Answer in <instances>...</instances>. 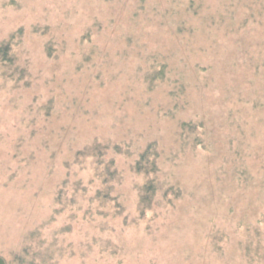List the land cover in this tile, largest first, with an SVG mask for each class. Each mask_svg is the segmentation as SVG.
<instances>
[{
  "label": "rangeland",
  "instance_id": "374dc122",
  "mask_svg": "<svg viewBox=\"0 0 264 264\" xmlns=\"http://www.w3.org/2000/svg\"><path fill=\"white\" fill-rule=\"evenodd\" d=\"M221 8V0H0V43L21 40L26 83L8 78L0 89L4 99L12 85L17 99L0 100L8 264H264V23L228 36L218 29ZM261 11L237 15L255 21ZM98 142L151 148L159 210L140 221L107 217V235L91 224L84 255L51 207L66 165ZM43 220L40 235L67 230L55 237L57 261L28 241Z\"/></svg>",
  "mask_w": 264,
  "mask_h": 264
},
{
  "label": "trees",
  "instance_id": "16d2710c",
  "mask_svg": "<svg viewBox=\"0 0 264 264\" xmlns=\"http://www.w3.org/2000/svg\"><path fill=\"white\" fill-rule=\"evenodd\" d=\"M235 1L221 0V6L227 5L228 8H223V10L221 8L219 11V16H221V23L218 25L219 31H223L225 34L228 33V36L233 33H240L244 36H248V31H251L250 26L256 24L254 28L256 32L257 25L260 26L262 22L264 23V18L258 20H256V18L255 21H252L251 18L254 16L242 14L240 17L237 13L241 10H248L250 11L249 13H254L255 11L259 13V11H261L260 0ZM232 5H234V8ZM223 11L225 12V17L223 16ZM263 14L264 10L261 11L260 15L263 16ZM214 26L215 24L212 25V27ZM40 29L42 28L40 27ZM183 30L182 28H178V31ZM20 42V39L16 40V37L12 35L10 38L4 39L0 43V89L8 78L15 82L16 87L20 86L22 88L26 86V83L22 86L23 82H21L25 75V70L20 68L19 62H17L19 56L16 49L18 50ZM6 88H8L7 91ZM6 88L4 90L7 92L8 96L11 94V96H9L11 101L15 100L16 98L12 95L14 87L7 84ZM8 96L4 99L0 97V100L3 101L9 98ZM182 124H184L183 128L187 130H189L188 126L191 130L194 129V126H190V124ZM190 134L189 136H191ZM129 149H134V157L131 156ZM135 149L136 146L134 143L130 148L125 142H120L111 146L110 142H98L88 150H78L74 161L71 163L67 162L66 168L69 172V174H67L68 180L61 182L59 185L54 203L51 207V219L55 223L58 222L59 228H63L65 224L72 227L73 234L77 235V240L74 244L80 246L78 248L75 246L76 252L85 255V251L80 249L84 248L87 242L86 239H88L85 232L91 229L97 230V228L91 224L99 227L101 231H104L103 234L107 235L108 230L105 229L111 227L108 225L110 220L106 221L107 217L119 219L123 213H127L132 219L134 218V221H140L143 219L145 213L148 215L150 212L159 210L155 201L153 202V200L158 197V194H156L158 193V187L154 178V174L158 170V165L157 161L155 163L149 161V156L154 153L150 147H148L147 151L142 153L135 151ZM110 156L116 157L115 161L119 163V166L113 165ZM138 173H142L146 178L145 182L140 186L138 182V186L135 184ZM114 174L117 175V180L115 181L112 180ZM167 192L169 193L168 189ZM163 194L164 198H166L165 192ZM164 206L166 207L167 205L164 204ZM160 207L162 206L160 205ZM134 208H136L138 214H135L136 211H134ZM157 216L158 214L155 211L154 218ZM123 219L125 222L129 221L127 217ZM45 221L46 220H43L38 226L31 230L28 241L30 244L34 242L38 244L37 251L39 253H36L40 254L44 252V258H51L52 255L56 253L55 258L57 261L62 257L63 250L57 249L59 238L55 239V237L57 235H64L67 230L62 229L56 233V236L51 233L40 235ZM62 224L64 226H62ZM45 226H47V224H45ZM112 236L119 243L122 241L121 235L112 234ZM44 240L47 241L42 245L41 241ZM62 243L65 245L66 241L63 240ZM57 250H59V252ZM25 256L29 258L33 256L34 258L32 254ZM0 264H8L6 259L1 255Z\"/></svg>",
  "mask_w": 264,
  "mask_h": 264
}]
</instances>
